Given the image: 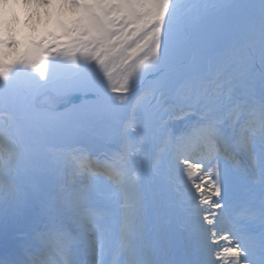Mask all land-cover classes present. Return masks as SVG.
Instances as JSON below:
<instances>
[{
  "label": "snow or ice",
  "instance_id": "snow-or-ice-1",
  "mask_svg": "<svg viewBox=\"0 0 264 264\" xmlns=\"http://www.w3.org/2000/svg\"><path fill=\"white\" fill-rule=\"evenodd\" d=\"M22 2L31 6L25 23L44 18L45 27L25 32L9 24L0 33V80L26 68L47 81L54 70L50 58L65 56L76 64L66 85L87 87L92 99H99L98 115L111 117L113 128L95 161L73 170L78 181H58L57 190L41 201L48 224L38 243L0 264H121L120 256L122 264H264V0H259L258 22L247 14L253 6L239 0ZM242 28L248 29L249 42L259 44L258 68L254 58L241 62L237 55L231 37ZM209 34L220 38L206 45L203 37ZM194 49L217 60L215 74L201 62L188 63ZM81 55L109 80V65L116 64H135L151 75L150 99L133 106L132 122L124 123L123 109L110 105L95 68H81ZM225 62L234 68L226 95L215 86ZM127 84L126 77L112 91L127 92ZM59 131L38 130L20 114L8 136L15 147L7 158L0 156V212L24 199L26 185L49 181L71 163L42 147L45 135ZM192 152H206L196 164L206 179L193 176ZM206 191L217 199L205 200ZM205 203L211 208H201ZM232 213L231 226L225 227ZM154 219L159 228L152 226ZM192 233L195 246L188 242ZM230 237L234 246L219 251L221 239ZM97 256L112 259L97 261Z\"/></svg>",
  "mask_w": 264,
  "mask_h": 264
},
{
  "label": "rangeland",
  "instance_id": "rangeland-1",
  "mask_svg": "<svg viewBox=\"0 0 264 264\" xmlns=\"http://www.w3.org/2000/svg\"><path fill=\"white\" fill-rule=\"evenodd\" d=\"M199 1L182 0L183 3L188 4H198ZM215 1H219V3H231V0L230 2L229 0ZM239 2L253 6L247 10V14L258 22L259 0H239ZM213 14L216 16L225 15V13ZM43 22L44 18L38 21L37 28H43L45 26V23L42 24ZM212 38L215 41L220 37L209 34L203 37V43L209 45V41ZM231 39H234L238 43L237 55L240 61L246 62L249 58H254L258 68L260 60L259 44L249 42L248 29L242 28L235 31ZM207 60L196 49L188 57V63L201 62L204 64L206 70L215 74L220 65L214 57ZM50 62L54 65V70L49 72L47 81L42 80L37 73L26 68H19L7 81L0 80V132L3 133V139L7 141L10 148L9 150L3 148L4 140L0 137V156L7 158L14 149L15 145L12 144L8 136L13 131L14 125L18 122L20 114L24 112L29 116L33 124L36 122L35 126L38 130L45 132L53 128L60 130L57 134L45 135L42 147L51 156L71 162L62 167L49 181L38 180L26 185L22 191L24 193L31 190L30 196L28 201L17 204L18 207L16 208L18 211H16V214L8 210L0 212V243L2 239H15L20 241L23 248L24 244L28 243L27 249L31 245H29V241H33V245L38 243L36 241L37 236L42 231H45V227L48 224L47 217L42 210L41 201L46 195L57 190L60 186L57 183L58 181L69 185L78 181L79 176L75 175L73 170L86 169L95 161L97 155L106 147L113 128L111 117H101L98 115L99 99L94 101L92 99L93 94L87 87H68L66 85L65 77L70 70L76 69V64L65 56L50 58ZM79 64L81 68H95L96 73L103 80L107 90V97L110 98V105L123 109L125 115L124 123L132 122L133 106L140 107L148 103L150 97L146 93L150 88L149 81L152 77L150 74L143 73V69L137 68L135 64L128 66H121L120 64L109 65V71L112 73L110 80L98 66L92 62H86L82 55L79 56ZM233 71L234 68L231 63L225 62L223 70L216 77L215 86L218 87L222 94L226 95L228 93V80ZM72 74L75 75V71ZM126 77L128 78V91L113 92L112 87L120 88ZM258 78L257 74V80ZM258 92L259 86L257 85ZM44 95H49V101L53 99L54 103L50 102L47 105H38V99ZM60 102L64 105H73L71 111L67 113L57 111L54 113L53 111L60 105ZM152 102L154 103L155 101L153 100ZM72 115L74 116L71 117ZM205 156L206 152L190 153L189 163L191 167L195 168L196 164L203 160ZM66 172L67 174H65ZM40 182L48 183V188H54V190H50L48 194L44 195L42 199L36 189ZM173 191L175 192L176 189H173ZM253 191L260 194L259 183L254 186ZM35 205H38L37 208L34 207ZM40 211L43 213H40ZM18 212H20V215H18ZM12 216L13 218L11 219ZM153 223L157 226L155 228L160 227L158 219H154ZM173 224L180 231L184 230V226L176 224L174 220ZM223 235L227 236L228 232H223ZM52 239V243L55 244V238L53 237ZM218 250L223 251L221 248ZM96 259L100 261L99 256ZM111 259L112 257L108 258V260ZM117 259L122 264L125 257L120 256Z\"/></svg>",
  "mask_w": 264,
  "mask_h": 264
},
{
  "label": "bare ground",
  "instance_id": "bare-ground-1",
  "mask_svg": "<svg viewBox=\"0 0 264 264\" xmlns=\"http://www.w3.org/2000/svg\"><path fill=\"white\" fill-rule=\"evenodd\" d=\"M45 23V20H44V22L42 23V24H44ZM38 26V22H37V24H36V27ZM45 27V26H44ZM214 43V38H212L211 39V41H209V45H211V44H213ZM57 79V78H56ZM72 107H73V105H64L63 103H61L60 102V105L53 111L54 113H56L57 111H64L65 113H67V112H69V111H71V109H72ZM74 115H72L71 117H73ZM36 124V122L34 123V125ZM0 137H1V139H3L4 137H3V133L2 132H0ZM4 140V145H3V148L4 149H7V150H9L10 148H9V146H8V144H7V141L5 140V139H3ZM55 149H58V148H55ZM190 170H191V172H192V174H193V176L194 177H196L197 178V180L199 181L200 179H206L207 178V173L205 174V173H203V172H201L200 171V169L199 168H197V167H191L190 168ZM187 169L185 170V178H187V176H186V173H187ZM65 174H67V172L65 173ZM47 184L48 183H44V182H40V184L36 187V189H37V191H38V194L40 195V197H41V199L43 198V196L44 195H46V194H48L49 192H50V190H54V188H48V186H47ZM181 188L183 187L182 185L180 186ZM30 191L31 190H29V192H24L23 194H24V199L21 201V202H24V201H28V198H29V196H30ZM254 192V191H253ZM254 194H255V196L257 197V203H256V205H255V211H256V220H255V225H256V227H255V231L258 233V231H259V227H258V225H259V204H258V198H259V195L260 194H258L257 192H254ZM244 195V194H243ZM211 199H217V197H215V196H213L212 194H211V192H209V191H206L205 192V200H211ZM40 203V202H39ZM37 206L38 205H35L34 207H36L37 208ZM16 207H18V205L16 204V205H10V206H8V211H13V213L15 212V214H16V211H18V209L16 208ZM201 208H203V209H210L211 208V205L210 204H207V203H205V204H201ZM10 209V210H9ZM6 210V211H7ZM5 212V211H4ZM36 213H37V211H36ZM40 213H43L42 211H40ZM206 214V213H205ZM3 215H4V213H3ZM18 215H20V212H18ZM235 215V213H232L229 217H227L226 219H225V224H224V226L225 227H230L231 226V220H232V216H234ZM13 218V216L11 217V219ZM210 219H211V217H210ZM229 221V222H228ZM227 223H229L228 225H227ZM154 228L155 227H157V226H155L154 225V223H153V225H152ZM45 231H46V227H45ZM42 232H44V231H42ZM39 236V235H38ZM38 236H37V238H36V241H38L37 239H38ZM226 236V235H225ZM33 242V241H32ZM32 242H30L29 241V244L30 243H32ZM188 242L189 243H191V245H193V246H195V244H196V235L194 234V233H192L191 235H190V237L188 238ZM229 243H231L233 246H234V244H235V241H233L232 239H231V237L229 238V240L228 241H224V240H222L221 242H220V245H221V249H223V247L224 246H226L227 244H229ZM259 251V249L258 250H256V254H257V252ZM100 257V256H99ZM260 257V256H259ZM109 257H100V260L101 259H108Z\"/></svg>",
  "mask_w": 264,
  "mask_h": 264
},
{
  "label": "clouds",
  "instance_id": "clouds-1",
  "mask_svg": "<svg viewBox=\"0 0 264 264\" xmlns=\"http://www.w3.org/2000/svg\"><path fill=\"white\" fill-rule=\"evenodd\" d=\"M30 7V5H25L22 0H0V33L9 24H15L25 32L36 26L37 21L35 19L29 20L27 24L25 23ZM46 27L51 30L50 24Z\"/></svg>",
  "mask_w": 264,
  "mask_h": 264
},
{
  "label": "trees",
  "instance_id": "trees-1",
  "mask_svg": "<svg viewBox=\"0 0 264 264\" xmlns=\"http://www.w3.org/2000/svg\"><path fill=\"white\" fill-rule=\"evenodd\" d=\"M221 1H222V0H221ZM200 2H202V3H205V2H207V3H219V1L216 2L215 0H210V1H209V0H200L199 3H200ZM229 2H230V0H229ZM231 2H233V0H231ZM199 3H198V4H199ZM213 13L223 14L224 12H216L215 10H213Z\"/></svg>",
  "mask_w": 264,
  "mask_h": 264
},
{
  "label": "water",
  "instance_id": "water-1",
  "mask_svg": "<svg viewBox=\"0 0 264 264\" xmlns=\"http://www.w3.org/2000/svg\"><path fill=\"white\" fill-rule=\"evenodd\" d=\"M48 99H49V96H47V95L44 96V97H42V98L39 100V104L47 103ZM1 244H2V246H4V245L6 244V241H3Z\"/></svg>",
  "mask_w": 264,
  "mask_h": 264
}]
</instances>
